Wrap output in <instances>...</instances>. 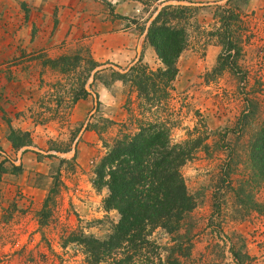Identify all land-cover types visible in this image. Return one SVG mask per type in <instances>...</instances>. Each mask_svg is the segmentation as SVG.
I'll return each mask as SVG.
<instances>
[{
	"label": "rangeland",
	"instance_id": "obj_1",
	"mask_svg": "<svg viewBox=\"0 0 264 264\" xmlns=\"http://www.w3.org/2000/svg\"><path fill=\"white\" fill-rule=\"evenodd\" d=\"M190 1L178 20L188 44L176 59L169 101L143 115L165 122L174 142L194 131L206 137V150L180 168L198 231L186 264H235L233 255L264 264V178L248 160L249 141L264 122V0ZM164 4L176 2L0 0V264H83L80 236L102 241L112 233L118 215L103 207L106 190L91 183L105 148L84 126L129 118L125 89L109 77L136 60L161 67L144 35L154 7ZM60 56L73 70L42 66ZM88 59L101 71L86 81L90 95L71 103ZM117 129L109 126L102 139L109 143ZM227 161L229 189L221 176ZM217 186L227 219L222 233L208 220ZM236 198L257 209L242 220Z\"/></svg>",
	"mask_w": 264,
	"mask_h": 264
},
{
	"label": "trees",
	"instance_id": "obj_2",
	"mask_svg": "<svg viewBox=\"0 0 264 264\" xmlns=\"http://www.w3.org/2000/svg\"><path fill=\"white\" fill-rule=\"evenodd\" d=\"M136 1L148 5L175 1L176 5L154 7L156 14L145 29L144 39L161 67L152 71L136 60L125 67L115 66L117 71L110 74V81L120 82L125 89L129 118L122 123L101 119V125L86 123L84 126V130L96 133L105 148L94 166L91 183L95 188L106 190L103 207L116 211L118 220L112 233L102 241L80 236L77 243L84 255L83 264H186L191 259L192 244L198 236L192 218L194 199L186 188L180 168L195 159L200 151L206 150V137L203 132L194 135V131L182 141L174 142L165 122L158 116L150 120L143 115L144 111L151 113L169 101L171 83L176 75V59L188 44L186 30L178 25V20L185 18L194 3L190 0ZM182 2L189 5H182ZM230 44L226 41L224 47ZM72 59L76 65L81 61L77 55ZM85 63L84 77L77 83L71 103L90 95L86 88H90L91 83L86 85V81L89 77L93 81L101 71L95 69L102 64L89 59ZM42 66L63 73L74 68L65 56L47 58L42 61ZM92 96L96 113L98 96L96 93ZM134 103L138 111L136 115L132 111ZM113 125L118 127L117 134L109 143L105 142L101 134ZM22 146L26 145H17L18 148ZM227 150L230 155L231 148ZM248 160L253 173L264 178V122L249 141ZM231 172L227 161L221 168L225 189L231 186ZM219 188L217 186L213 192L208 220L210 225L214 223L215 232L222 233L227 219L222 213V189ZM236 200L241 207L237 211L246 213L242 220L249 217L247 212L257 209L248 199L247 202ZM233 257L235 264H244L240 256Z\"/></svg>",
	"mask_w": 264,
	"mask_h": 264
}]
</instances>
